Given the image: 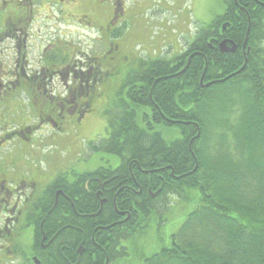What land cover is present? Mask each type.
Returning <instances> with one entry per match:
<instances>
[{
	"label": "flooded vegetation",
	"instance_id": "flooded-vegetation-1",
	"mask_svg": "<svg viewBox=\"0 0 264 264\" xmlns=\"http://www.w3.org/2000/svg\"><path fill=\"white\" fill-rule=\"evenodd\" d=\"M50 1L0 0V264H129V191L155 198L160 190H135V163L119 155L116 166H69L48 160L46 146L82 129L97 101L128 73L167 55L147 49L157 55L133 53L129 65L130 54L116 41L127 19L126 0H111L110 8L96 0H56L70 1L66 9ZM185 51V66L180 56L167 57L171 76L198 53ZM149 110L143 119L149 116L153 131L178 121ZM102 139L94 142L98 149L90 146L108 152Z\"/></svg>",
	"mask_w": 264,
	"mask_h": 264
},
{
	"label": "trees",
	"instance_id": "trees-1",
	"mask_svg": "<svg viewBox=\"0 0 264 264\" xmlns=\"http://www.w3.org/2000/svg\"><path fill=\"white\" fill-rule=\"evenodd\" d=\"M225 2L224 12L200 27L189 47L198 53L185 70L174 77L173 60L144 61L106 111L109 136L100 145L135 163V190H160L155 198L129 191V257L158 200L194 189L201 195L171 245L141 264H264V0ZM224 39L236 51L222 52ZM203 75L204 84L212 82L207 87ZM157 108L178 121L149 129L143 117ZM172 129L180 136L167 139Z\"/></svg>",
	"mask_w": 264,
	"mask_h": 264
},
{
	"label": "rangeland",
	"instance_id": "rangeland-1",
	"mask_svg": "<svg viewBox=\"0 0 264 264\" xmlns=\"http://www.w3.org/2000/svg\"><path fill=\"white\" fill-rule=\"evenodd\" d=\"M96 1L108 8L112 6L111 0ZM225 1L126 0L127 14L125 16L127 19L122 23L116 41L120 44V50L128 55L130 54L129 65L133 53H138L141 58L145 59L146 56L155 54V51H149L148 53L147 49L162 50L169 58L178 57L185 52L186 48L190 47L202 25L211 23L217 15L224 12ZM55 2L56 0H51L49 3ZM69 3L70 1L64 5H56L55 3V7L70 8ZM56 8L53 9L55 17L58 16L57 11H59ZM79 9L83 10L81 5H79ZM61 28L63 29V25H61ZM117 29H120V26ZM68 30L73 32V28ZM69 38L71 39V36ZM73 40L76 41L77 39ZM85 40L86 44L84 46L88 48L89 39L86 38ZM164 46L173 47L179 51L172 52L171 49L173 48L169 49V47ZM101 49L103 52L106 51V45L102 44ZM181 50L182 52L179 53ZM121 77L122 75H118V78ZM123 79L118 81L108 95L102 96L97 101L96 110L91 115L92 118L84 122L82 129L59 134L60 137L48 142L45 152L48 160L62 159L69 166L83 163L91 168L104 166L108 163L116 166L120 163L118 155L101 149H92L90 144L108 136L106 110L112 106L116 99ZM164 136L167 139H175L180 136V132L172 129V131H165ZM38 161L43 167L47 162L45 157L40 158ZM200 198L199 190L194 189L186 198L174 194L158 200L156 204L157 211L153 213L151 221H149V228L138 239L135 246L136 252L134 253L131 250L129 264H141V257H149L163 247L170 246L173 234L178 231L188 214L200 204Z\"/></svg>",
	"mask_w": 264,
	"mask_h": 264
},
{
	"label": "water",
	"instance_id": "water-1",
	"mask_svg": "<svg viewBox=\"0 0 264 264\" xmlns=\"http://www.w3.org/2000/svg\"><path fill=\"white\" fill-rule=\"evenodd\" d=\"M224 28H225V26H224ZM228 43H231L232 46H229ZM219 48H220V50L222 52H233V51H235L237 49V46H236V44H233L230 40H226L225 39V40H223V41H221L219 43ZM203 77H204V75L201 77L200 83L202 85H204L205 87L209 86L212 82H209L207 84H204ZM156 194L157 193H154V195H156Z\"/></svg>",
	"mask_w": 264,
	"mask_h": 264
},
{
	"label": "bare ground",
	"instance_id": "bare-ground-1",
	"mask_svg": "<svg viewBox=\"0 0 264 264\" xmlns=\"http://www.w3.org/2000/svg\"><path fill=\"white\" fill-rule=\"evenodd\" d=\"M139 163V161H137Z\"/></svg>",
	"mask_w": 264,
	"mask_h": 264
}]
</instances>
